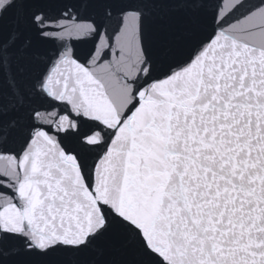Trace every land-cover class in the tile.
Listing matches in <instances>:
<instances>
[{
	"label": "snow or ice",
	"instance_id": "6c2138e0",
	"mask_svg": "<svg viewBox=\"0 0 264 264\" xmlns=\"http://www.w3.org/2000/svg\"><path fill=\"white\" fill-rule=\"evenodd\" d=\"M0 264H264V0H0Z\"/></svg>",
	"mask_w": 264,
	"mask_h": 264
},
{
	"label": "water",
	"instance_id": "95a60500",
	"mask_svg": "<svg viewBox=\"0 0 264 264\" xmlns=\"http://www.w3.org/2000/svg\"><path fill=\"white\" fill-rule=\"evenodd\" d=\"M216 4H221V5H227L228 4V0H215ZM4 161H0V167L4 166Z\"/></svg>",
	"mask_w": 264,
	"mask_h": 264
}]
</instances>
